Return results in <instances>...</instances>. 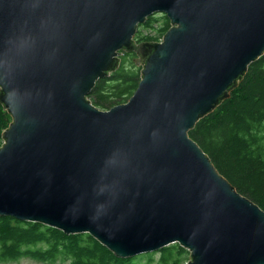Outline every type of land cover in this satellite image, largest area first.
<instances>
[{
    "label": "water",
    "instance_id": "water-1",
    "mask_svg": "<svg viewBox=\"0 0 264 264\" xmlns=\"http://www.w3.org/2000/svg\"><path fill=\"white\" fill-rule=\"evenodd\" d=\"M160 14V42L134 40ZM134 54L127 102L87 98ZM264 55V0H0V217L89 234L120 259L264 264V211L189 131Z\"/></svg>",
    "mask_w": 264,
    "mask_h": 264
},
{
    "label": "trees",
    "instance_id": "trees-1",
    "mask_svg": "<svg viewBox=\"0 0 264 264\" xmlns=\"http://www.w3.org/2000/svg\"><path fill=\"white\" fill-rule=\"evenodd\" d=\"M164 15H153L138 26L134 40L160 42L169 31ZM134 54L122 53L117 71L99 80L87 97L99 110L123 104L140 81ZM211 114L189 131L214 169L241 195L264 211V55L249 65L243 81ZM11 117L0 104L2 133ZM189 253L172 244L157 252L120 259L89 234L66 235L38 223L0 217V264L30 259L44 264H186Z\"/></svg>",
    "mask_w": 264,
    "mask_h": 264
},
{
    "label": "rangeland",
    "instance_id": "rangeland-1",
    "mask_svg": "<svg viewBox=\"0 0 264 264\" xmlns=\"http://www.w3.org/2000/svg\"><path fill=\"white\" fill-rule=\"evenodd\" d=\"M1 264H5V263H1ZM6 264H44V263H40V262L38 263L37 261H32L30 259H21L18 262H12V263H6Z\"/></svg>",
    "mask_w": 264,
    "mask_h": 264
}]
</instances>
